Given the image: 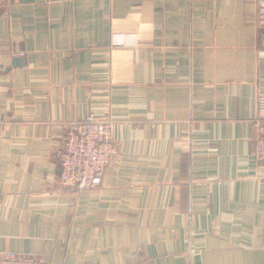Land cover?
I'll return each instance as SVG.
<instances>
[{"label":"crops","instance_id":"1","mask_svg":"<svg viewBox=\"0 0 264 264\" xmlns=\"http://www.w3.org/2000/svg\"><path fill=\"white\" fill-rule=\"evenodd\" d=\"M257 0H0V254L264 264ZM113 32L138 34L113 46ZM112 116L101 184L61 186L68 124Z\"/></svg>","mask_w":264,"mask_h":264},{"label":"built area","instance_id":"2","mask_svg":"<svg viewBox=\"0 0 264 264\" xmlns=\"http://www.w3.org/2000/svg\"><path fill=\"white\" fill-rule=\"evenodd\" d=\"M257 2L259 39L264 47V0ZM137 43L136 32H113L111 35L113 46H136ZM256 102L258 114L252 119L256 131L254 154L258 161H264V92L258 93ZM114 121L112 116L90 112L82 119L68 124L62 144L57 150L61 186L78 192L101 184L106 167L116 152L112 138ZM0 264H41V260L32 254L7 251L0 254Z\"/></svg>","mask_w":264,"mask_h":264}]
</instances>
